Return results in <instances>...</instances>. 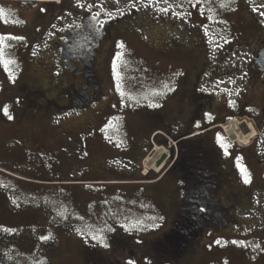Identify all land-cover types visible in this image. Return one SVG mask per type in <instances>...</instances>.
Masks as SVG:
<instances>
[{
    "label": "rangeland",
    "instance_id": "rangeland-1",
    "mask_svg": "<svg viewBox=\"0 0 264 264\" xmlns=\"http://www.w3.org/2000/svg\"><path fill=\"white\" fill-rule=\"evenodd\" d=\"M36 1L0 0V123L15 132H0V264L5 256L9 264H84L90 248L120 264L129 257L136 264H264V128L249 116L242 119L257 137L236 142L242 150L215 133L223 176L243 181L222 191L232 193L223 205L235 222L207 232L181 258L154 248L172 225L174 185L161 178L178 141L164 130L165 110L182 108L188 76L204 63L205 77L217 78L210 89L218 97L248 88L245 100L264 108V79L247 81L251 59L264 46V0ZM90 6L133 18L94 64L99 102L72 116L49 103L63 102L71 80L51 44ZM236 120L219 126L228 140ZM253 142L259 156L250 167ZM154 144L170 152L159 172L146 168ZM235 191L249 201L231 207Z\"/></svg>",
    "mask_w": 264,
    "mask_h": 264
},
{
    "label": "flooded vegetation",
    "instance_id": "flooded-vegetation-1",
    "mask_svg": "<svg viewBox=\"0 0 264 264\" xmlns=\"http://www.w3.org/2000/svg\"><path fill=\"white\" fill-rule=\"evenodd\" d=\"M116 14H112L111 11L106 12L105 9L96 11L92 10V7H87L81 22L75 27L70 26L67 30H62L57 35V39L51 44L53 53L61 61L63 71L68 72L71 76V80L62 91L63 102L60 104L55 101L49 102L58 108V112L74 113L71 114L73 116L90 110L99 102L100 87L99 80L94 74V71H96L94 64L109 44L114 43L115 39L122 35L123 30H120L122 26L127 27L133 18L131 14L120 16H116ZM84 21H90V24L94 26L90 31H86L89 34H94L92 38H88L89 35L83 33L82 25ZM215 41L216 38L213 42ZM219 44L226 47L228 42L223 39L219 41ZM257 54L252 57L248 67L249 77L247 81L252 82V84L260 76L262 81L264 79V74L255 63ZM63 55L69 59L68 63H66ZM203 56L208 58L210 54L206 52ZM66 64L71 65L74 70L71 71ZM207 66V63H204L201 68L193 71L192 75L189 74L185 86L187 96L184 98L182 108L177 107L174 110V108L168 107V110H165V115H163V118L167 115L164 121V130L170 136L176 137L178 148L176 155L174 150L170 155L171 167L166 170L161 178V180L174 185L171 188V228L167 233L162 234L163 236L159 235L154 241V248L157 252L162 253V257L167 256L169 253H176L177 257L181 258L207 232L227 228L237 218L233 210L226 209L223 205L224 199L232 193L224 195L222 191L228 184L240 188L243 181L235 173H230L227 178L223 176L220 162L224 159L217 152L215 140L217 134L215 133L220 131L232 150L242 149L233 147L236 145L233 141L235 139L234 134H231L233 139L228 140L227 136L219 129L220 124L231 119L236 120L239 117L241 118L238 120L244 123L242 117L249 116L254 122L261 120L258 124H260L261 129L264 128V108L257 103L249 104L245 100V95L249 94V89L243 88V91L235 96L228 92V96L232 99H227V96L224 99L218 97L210 89L211 84L217 78L205 77L206 71H208ZM205 79L207 80L205 81ZM235 98L236 101L233 102ZM185 102H187L188 107ZM218 103H222L223 106L217 105ZM33 106V101H30V107ZM38 107L43 109L41 106ZM234 110H236L235 114H233ZM209 116L211 119H209ZM3 118V109L0 105V119ZM177 123L182 126L181 130H175L174 125ZM255 126L260 130L257 124ZM243 130L245 133L247 132L245 128ZM3 131L13 132L8 125L0 123V132ZM246 152L248 153L246 164H250L251 167L259 156V150L256 148L255 142L252 143V148H248ZM235 161L238 163L236 159ZM234 172H237V169ZM257 184L258 186L255 187L259 190L261 184ZM234 193L237 194V191ZM234 198L231 207L234 206L235 208L249 201L248 196L243 194L234 195ZM90 249L92 250L86 249L84 252V264H120L116 260L107 261L102 258L100 250ZM114 254L116 256L115 252ZM130 262L136 264L139 260L129 257L123 264H130Z\"/></svg>",
    "mask_w": 264,
    "mask_h": 264
},
{
    "label": "bare ground",
    "instance_id": "bare-ground-1",
    "mask_svg": "<svg viewBox=\"0 0 264 264\" xmlns=\"http://www.w3.org/2000/svg\"><path fill=\"white\" fill-rule=\"evenodd\" d=\"M64 0H38V2L41 3H62ZM247 124L241 125L239 124V120L234 121L233 125L231 127L227 128V131L229 134H234V138L237 137L238 142L243 145L250 144L254 139L257 137V130L254 128L253 125ZM247 130V132H244V129ZM169 150L167 147H163L160 145H155V149L153 150L152 154L147 156L146 159V168L148 170H153L155 172L161 171V162L163 156H169Z\"/></svg>",
    "mask_w": 264,
    "mask_h": 264
},
{
    "label": "water",
    "instance_id": "water-1",
    "mask_svg": "<svg viewBox=\"0 0 264 264\" xmlns=\"http://www.w3.org/2000/svg\"><path fill=\"white\" fill-rule=\"evenodd\" d=\"M92 28H94V26H93V24H90V21H84V23L82 25V29H83V33L85 32V34L89 35L88 38H92L94 36V34H89L86 32V31H90ZM63 58L66 60V63L69 62V59L65 55H63ZM255 63L258 65L260 71L264 74V46L259 50V52L255 58ZM66 66L69 67L71 71L74 70V68L71 65L66 64ZM165 159H166V156H163L162 161H164Z\"/></svg>",
    "mask_w": 264,
    "mask_h": 264
},
{
    "label": "snow or ice",
    "instance_id": "snow-or-ice-1",
    "mask_svg": "<svg viewBox=\"0 0 264 264\" xmlns=\"http://www.w3.org/2000/svg\"><path fill=\"white\" fill-rule=\"evenodd\" d=\"M91 7V6H90ZM162 11H167V9H162ZM109 15H111L110 13H108ZM97 15H98V13H97ZM262 15H264V13H262ZM3 39H5L4 37H0V40H3ZM7 39H16V40H20V39H23V37H12V36H9V37H7ZM9 62H5V66H7V64H8ZM4 112H5V114L7 115V106H5V109H4ZM207 115V114H206ZM9 119H11V117H9ZM209 119H211V117L209 116ZM197 127H199V125H197ZM221 147H223V145H221ZM238 167H240V165L238 164L237 165ZM245 182L247 183L248 182V180L246 179L245 180ZM107 246V245H106ZM130 264H131V262H130Z\"/></svg>",
    "mask_w": 264,
    "mask_h": 264
},
{
    "label": "trees",
    "instance_id": "trees-1",
    "mask_svg": "<svg viewBox=\"0 0 264 264\" xmlns=\"http://www.w3.org/2000/svg\"><path fill=\"white\" fill-rule=\"evenodd\" d=\"M3 236V235H1ZM167 257H169L170 259H175V257H177L176 253H169L167 255ZM9 257L7 258V256H5V258L3 257V260H2V264H9ZM37 264H50V262L48 260H41L39 263Z\"/></svg>",
    "mask_w": 264,
    "mask_h": 264
}]
</instances>
